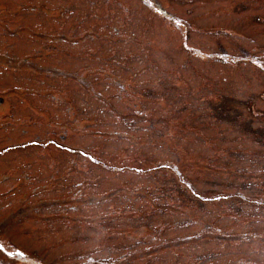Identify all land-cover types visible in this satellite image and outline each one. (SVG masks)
Listing matches in <instances>:
<instances>
[{
  "label": "rangeland",
  "instance_id": "1",
  "mask_svg": "<svg viewBox=\"0 0 264 264\" xmlns=\"http://www.w3.org/2000/svg\"><path fill=\"white\" fill-rule=\"evenodd\" d=\"M0 237L264 264V0H0Z\"/></svg>",
  "mask_w": 264,
  "mask_h": 264
},
{
  "label": "flooded vegetation",
  "instance_id": "2",
  "mask_svg": "<svg viewBox=\"0 0 264 264\" xmlns=\"http://www.w3.org/2000/svg\"><path fill=\"white\" fill-rule=\"evenodd\" d=\"M3 238L0 237V240H2ZM9 244V243H8ZM10 246V248H9ZM14 247V249H12ZM4 251L6 252V250H11L12 253L11 254H8V253H5L7 257L9 258H13L15 256H17L18 258H26V257H22L25 255V252L24 250L22 249V247H19V246H12V244H9L7 247L6 245H2L0 244V251ZM4 252H1L2 254H4ZM0 264H14V263H11V262H6L5 260H3L1 257H0Z\"/></svg>",
  "mask_w": 264,
  "mask_h": 264
}]
</instances>
